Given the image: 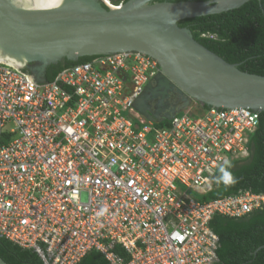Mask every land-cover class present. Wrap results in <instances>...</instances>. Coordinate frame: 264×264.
<instances>
[{"label":"built area","instance_id":"2783aa9c","mask_svg":"<svg viewBox=\"0 0 264 264\" xmlns=\"http://www.w3.org/2000/svg\"><path fill=\"white\" fill-rule=\"evenodd\" d=\"M160 73L152 58L124 53L34 85L0 63L1 238L43 264H78L91 251L109 264L218 262L213 218L249 215L264 195H191L212 191L225 159L249 156L260 113L195 105L156 128L135 106Z\"/></svg>","mask_w":264,"mask_h":264},{"label":"water","instance_id":"95a60500","mask_svg":"<svg viewBox=\"0 0 264 264\" xmlns=\"http://www.w3.org/2000/svg\"><path fill=\"white\" fill-rule=\"evenodd\" d=\"M251 1L129 0L114 8L106 0H0V63L42 85L48 69L65 61L138 53L161 69L135 106L147 120L169 122L194 103L264 113V76L242 72L179 25Z\"/></svg>","mask_w":264,"mask_h":264},{"label":"trees","instance_id":"16d2710c","mask_svg":"<svg viewBox=\"0 0 264 264\" xmlns=\"http://www.w3.org/2000/svg\"><path fill=\"white\" fill-rule=\"evenodd\" d=\"M129 1V0H125ZM185 1L206 2L210 0H158V2L179 3ZM180 27L192 31L197 42L215 53L227 63L238 65L242 72L264 76V0H254L245 6L220 15L189 19L181 22ZM96 57H85L78 62L65 61L52 66L47 74V82L65 68L91 62ZM198 114L208 108L197 103ZM169 122L156 124L165 128ZM230 171L236 178L235 184L225 186L217 183L205 195H197L199 202L207 203L229 196L250 193L264 195V113H260L259 127L250 138L249 156L231 162ZM213 232L219 237L216 264H264V204L260 209L239 219L215 216L210 223ZM115 253L128 259L127 253L116 246ZM0 258L7 264H43L32 250H25L0 237ZM78 264H109L97 251H91Z\"/></svg>","mask_w":264,"mask_h":264},{"label":"clouds","instance_id":"9594fccd","mask_svg":"<svg viewBox=\"0 0 264 264\" xmlns=\"http://www.w3.org/2000/svg\"><path fill=\"white\" fill-rule=\"evenodd\" d=\"M232 167L231 161L225 159L222 164L219 166V176L217 177V183H223L225 186L230 184H235L236 178L233 173L230 171Z\"/></svg>","mask_w":264,"mask_h":264},{"label":"rangeland","instance_id":"374dc122","mask_svg":"<svg viewBox=\"0 0 264 264\" xmlns=\"http://www.w3.org/2000/svg\"><path fill=\"white\" fill-rule=\"evenodd\" d=\"M116 3H117L116 0H111V4H116ZM195 105H197V104L194 103V104L192 105V107L195 108V107H196ZM192 110H193V109H192ZM128 115H129V114H125L126 117H128ZM178 188H179L182 192H184V193L186 192V189H185L184 187L178 185ZM191 196H192L195 200L199 201V200L196 198V196H194V195H191ZM84 199H86V197H84Z\"/></svg>","mask_w":264,"mask_h":264},{"label":"flooded vegetation","instance_id":"af4514ba","mask_svg":"<svg viewBox=\"0 0 264 264\" xmlns=\"http://www.w3.org/2000/svg\"><path fill=\"white\" fill-rule=\"evenodd\" d=\"M116 1H118V0H116ZM126 2H127V1H126ZM50 69H51V67L48 69L47 74L50 72Z\"/></svg>","mask_w":264,"mask_h":264}]
</instances>
